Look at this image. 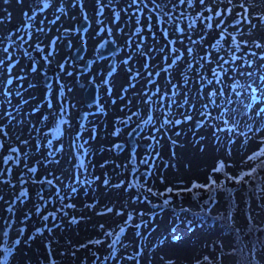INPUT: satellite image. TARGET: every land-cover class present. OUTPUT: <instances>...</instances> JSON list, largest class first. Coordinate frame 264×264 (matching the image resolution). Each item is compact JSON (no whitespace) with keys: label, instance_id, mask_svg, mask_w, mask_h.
<instances>
[{"label":"rangeland","instance_id":"obj_1","mask_svg":"<svg viewBox=\"0 0 264 264\" xmlns=\"http://www.w3.org/2000/svg\"><path fill=\"white\" fill-rule=\"evenodd\" d=\"M261 167L264 0H0V264H264Z\"/></svg>","mask_w":264,"mask_h":264},{"label":"water","instance_id":"obj_2","mask_svg":"<svg viewBox=\"0 0 264 264\" xmlns=\"http://www.w3.org/2000/svg\"><path fill=\"white\" fill-rule=\"evenodd\" d=\"M99 13H102V10H100ZM89 27H90V22L87 20L86 14L83 13L82 14V20L77 25V30L78 31H84V30H87ZM100 31L102 32L103 28H101ZM67 48L68 49L70 48V44L67 45ZM119 50H120V48H118L116 46V43L114 41H112L111 39H107L101 43L98 53H99L100 58H105V57H110V56L114 55ZM84 51H85L84 46L77 49L74 52V59H76V60L82 59L84 56ZM84 96H85V100H86L87 105H94L96 103V100H97V89H96V87L93 85H90L89 87H87L85 89ZM84 118H85V114L81 113L79 115V120L82 121ZM138 130H139V128L133 130L130 134V137H129V142L132 146V149H135V147H136L135 138L138 134Z\"/></svg>","mask_w":264,"mask_h":264},{"label":"trees","instance_id":"obj_3","mask_svg":"<svg viewBox=\"0 0 264 264\" xmlns=\"http://www.w3.org/2000/svg\"><path fill=\"white\" fill-rule=\"evenodd\" d=\"M256 170H257V172H256V178H254V183L250 184L249 182L246 181L245 185L247 186V189L245 191L259 194L264 189L263 188V185H264V167H261V169H256ZM228 177L230 179H232L231 176L228 175ZM242 179L243 178L239 179L240 182L242 181ZM224 187H226L227 191L233 189L232 186H228V185H225ZM203 194H206V193H203ZM215 198H216V191H213L212 192V198L209 199V200L210 201H215ZM229 210H231V212H232V210L233 211L235 210V204L234 203H232L231 208ZM220 214H221L222 217L225 216L227 221H230V218H229L230 216L228 217L227 213H220ZM208 216H209V218H212L213 215H208Z\"/></svg>","mask_w":264,"mask_h":264}]
</instances>
